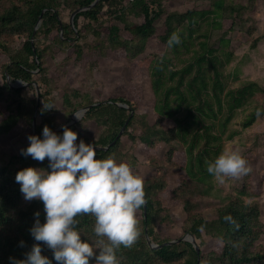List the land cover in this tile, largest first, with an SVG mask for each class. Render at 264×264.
<instances>
[{
    "label": "trees",
    "instance_id": "1",
    "mask_svg": "<svg viewBox=\"0 0 264 264\" xmlns=\"http://www.w3.org/2000/svg\"><path fill=\"white\" fill-rule=\"evenodd\" d=\"M2 1L0 57L9 56V63L2 69L4 81L0 93L14 95V99L5 106L0 104V137L16 133L15 128L20 118L32 124L36 102L24 97L23 93L26 88H35V85L41 89L42 83L34 79L33 74L44 71L40 67L47 49L44 45L37 46V35L48 37L55 30L57 35L52 41L64 44L68 35H75L74 29L78 32L76 28L80 18L98 23L99 16L106 7L105 11L114 14L130 35V39H121L118 35L119 27L110 24L106 29L108 48L121 49L129 58L134 59L144 52L147 40L154 35V22L165 13L161 0H133L128 5L123 4L126 0H99L90 9L74 16L73 29L70 22H61L60 6L68 9L71 14L78 8H87L94 0ZM210 3V7L205 10L166 13L164 32L159 37L165 50L162 54H148L144 58L154 97L151 107L154 123L147 125L140 136L127 132L136 116L133 114L134 103L125 98L100 102L88 109L81 119L104 126L105 131L100 138L83 137L86 143L93 142L96 148H100L96 149L97 157L103 158L115 153L116 159L121 161V141L120 136H117L124 126L130 139L138 138L148 152L160 143L168 146L165 162L170 166H178L183 172L181 180L172 186L160 174L157 164L148 160L157 174L144 177L146 219L141 205L137 211L140 236L131 247L121 245L117 252L120 264H264V247L255 246L263 233L260 207L246 185L243 184L234 195L225 196L226 203L215 210L216 217L213 220L193 213L192 208L198 204L188 199V193L196 188L203 195L209 194L215 177L208 172L207 163L222 152L225 140L233 139L252 126L259 116L264 115V106L256 104L249 107L257 94L264 95V88L255 81L240 80L237 65L227 70L233 60V51L229 48L231 39L226 36L227 32L220 34L215 45L210 42L212 31L222 27L218 20L225 9V0H211ZM240 9L243 7H239ZM125 11L141 15L143 22L130 24ZM232 11L235 12L234 17L240 16L241 11ZM39 18L40 25L32 38ZM234 24L232 21L229 29ZM102 25L98 23L99 27ZM60 26L65 39L58 34ZM91 31L95 37H99V29L91 28ZM173 31L179 33L181 40L169 47L167 41ZM17 40L22 42L15 49L12 45ZM258 40L255 39L252 46ZM75 47L80 56L81 47ZM7 77L12 83L21 81L25 86L12 88L8 85ZM46 92L48 91L40 92L41 99L44 98L46 103L45 107L52 104L44 97ZM73 94V97L65 95L62 101L69 115L91 104L87 95L83 98L78 91ZM247 109L248 112L240 121L241 129H231L229 126L238 111ZM72 116L66 124L71 122ZM164 121H171V127L163 128L161 124ZM44 125L52 130L56 128L52 117L45 110H40L36 113V134L41 137ZM76 126L72 124L68 127L75 130ZM56 132L62 133L63 129ZM178 156L183 160L182 165L175 162ZM27 166L47 167L48 159L46 157L40 161L19 152L11 156L6 164L0 165V264H12L9 257L24 258V254L38 242L29 231L35 220L34 213L39 210L41 222L45 219L43 201L36 198L26 200L19 182L15 180L17 171ZM162 195L181 201V209L187 215L185 233L199 241H202L203 235L210 236L219 241V246L207 254H202L199 250L198 255L192 244L184 240L157 249L151 248L149 242L160 245L170 241L161 238L155 229V226L167 227L171 223L170 208L161 200ZM227 214L235 218L239 227L224 219ZM78 219L76 227L81 230L82 239L94 240V216L85 213L79 215ZM21 240L25 241L23 245L20 244ZM42 254L53 259V264H59L53 257L52 249L42 247ZM91 259L94 260V257Z\"/></svg>",
    "mask_w": 264,
    "mask_h": 264
},
{
    "label": "rangeland",
    "instance_id": "2",
    "mask_svg": "<svg viewBox=\"0 0 264 264\" xmlns=\"http://www.w3.org/2000/svg\"><path fill=\"white\" fill-rule=\"evenodd\" d=\"M130 2L132 1L126 0L123 4L128 5ZM210 2L211 0H161V6L165 13L154 22V35L147 40L144 52L134 59L129 58L121 49L108 48L106 29L110 24L119 27L118 35L121 39H130V35L114 14L105 11L106 7L99 16L98 23L103 24L101 27L98 26V23L80 18L76 33L73 23H70L75 35H68V40L64 44L52 41L57 35L55 30L48 37L43 34L37 35L35 39L37 46L44 45L47 49L40 67L44 71L40 74H33V78L42 83L41 89L36 85L37 90H35L36 87L26 88L23 93L24 97L34 99L36 102L38 92V108L36 112L34 108L32 116L35 113L36 119V113L45 110L52 117L56 128L66 125L73 114H67V109L63 107L62 101L65 95L73 97L74 91H78L83 98L84 95H87L91 104L125 98L134 103L133 114L136 116L127 132L136 137L140 136L147 125L154 123L151 113L154 97L144 58L148 54H162L165 50V45L159 37L164 32L166 13H184L190 9L205 10L210 7ZM2 4L4 1L0 0V7ZM239 7H243V9L239 10ZM60 8L59 18L66 24L69 22V10L62 6ZM232 10L241 11L240 16L234 17L235 12ZM125 16L130 24L143 22L142 16L139 14L125 11ZM218 21L221 22L222 27L212 31L210 42L215 45L220 34L227 32L226 36L231 39L229 48L233 51V60L227 70H231L237 65L240 80L255 81L264 88V0H225V9ZM232 21L235 24L232 29H229ZM91 28L99 29V37L93 35ZM58 34L62 39H65L61 30ZM255 39L259 40L255 46H252ZM21 42V40H17L12 47L18 48ZM76 45L81 47L80 56L76 52ZM7 63H9V56L0 57V87L4 81L1 76L2 69ZM236 84L237 82L234 85ZM46 90L48 92L43 95L52 102L50 108L44 107L46 103H44V98L40 97V92ZM13 99L14 95L0 93L2 106L7 105ZM117 104L121 105L119 102ZM256 104L264 106V95L257 94L249 107L252 108ZM247 112L248 109L239 110L229 127L240 130V121ZM75 124L77 125L75 131L78 133L77 142L85 136L94 139L100 138L105 131L104 126H99L90 120H78ZM171 125V121H164L161 124L163 128H169ZM15 130L16 133L0 137V165L6 164L11 156L21 152V149L30 142L28 135L32 134L31 123L28 124L20 118ZM120 141L121 160L132 165L133 170L141 176L148 177L157 174L155 168L149 165L148 160H150L157 164L160 174H163V177L172 186L181 180L183 172L178 169V166H170L165 162V152L168 148L165 144H157L148 152L138 138L131 140L125 130L120 135ZM227 149L239 150L251 165V171L240 177H228L223 183L214 178V185L209 194L203 195L197 188L189 192L188 199L198 204L197 207L192 208V212L201 214L207 220L215 219V210L226 203L225 196L234 195L236 190L244 184L260 207L263 233L255 242V246L264 247V115L259 116L252 126L241 131L233 139L225 140L222 151ZM175 162L177 165H182L183 160L178 156ZM160 198L169 205L171 223L167 227L155 226L156 232L161 238L170 241L186 237L188 235L185 233L187 215L181 209V201L163 195ZM196 244L202 254H207L215 250L220 243L210 236L203 235L202 241L196 240Z\"/></svg>",
    "mask_w": 264,
    "mask_h": 264
},
{
    "label": "clouds",
    "instance_id": "3",
    "mask_svg": "<svg viewBox=\"0 0 264 264\" xmlns=\"http://www.w3.org/2000/svg\"><path fill=\"white\" fill-rule=\"evenodd\" d=\"M180 40L173 31L167 44L171 47ZM75 116L81 120L80 113ZM62 127L58 133L44 125L42 137L29 134L30 143L21 149L34 159H48L47 167L27 166L15 174L26 200L43 201L45 219L41 222L39 210L34 213L29 231L38 242L24 258L9 259L12 264H53V259L42 254L46 246L59 264H120L117 252L121 245L131 247L141 233L137 211L146 202L144 177L128 162L118 161L115 153L97 157L93 142H77L78 133ZM207 170L223 183L228 177L249 173L251 165L239 150L227 149L207 163ZM85 213L95 218L94 240L82 239L76 227L78 216ZM224 219L239 227L231 214Z\"/></svg>",
    "mask_w": 264,
    "mask_h": 264
},
{
    "label": "water",
    "instance_id": "4",
    "mask_svg": "<svg viewBox=\"0 0 264 264\" xmlns=\"http://www.w3.org/2000/svg\"><path fill=\"white\" fill-rule=\"evenodd\" d=\"M98 1H99V0H94V1H93V2H92L87 8H78V9L74 10V11L70 14L69 22H70V23H73V18H74V16H75L77 13H79V12H81V11H83V10H86V9H90V8L93 7ZM39 25H40V18L38 19V21H37V23H36V26H35V28H34V30H33L32 38H33L34 33L36 32V30H37V28H38ZM60 30H61V26H60ZM32 38H31V40H32ZM7 82H8V85H9L10 87H12V88H20V87L25 86V83H23V82H21V81H16V82H14V83L10 82L9 77H7ZM35 86H36V85H35ZM36 90H37V87H36ZM38 99H39V95H38V92H37V101H36V104H35V112H36V110H37V108H38ZM95 105H99V102H98V103H94V104H90V105H88V106H86V107H84V108H82V109H80V110H78V111H76V112L80 113V116L82 117V116L84 115V113H85L88 109H90L91 107H93V106H95ZM120 106H123V105H120ZM131 115H132V113H131ZM78 120H80V119H78V118L75 116V113H74L73 116H72V120H71V122L68 123V124H66V126H70V125H72V124H75ZM61 129H63L62 126L55 128L54 131L61 130ZM123 130H124V126L121 128V130H120V132L118 133V136H117V137H119V136L121 135V133H122ZM32 134H36V119H35V113H34L33 118H32ZM96 149H100V148H96ZM101 149H102V148H101ZM102 150H106V148H103ZM143 212H144V219H146V202H145V204H143ZM147 240H148V239H147ZM183 240H184V241H188V242H190V243L192 244L193 248L195 249L197 255L199 254V247H198V245L196 244V240H195L194 237H193L192 235H190V234H188V235H187L186 237H184V238H180V239H178V240L168 241V242H165V243L160 244V245H156V244L150 243L149 240H148V242H149L151 248H153V249H157V248H161V247L166 246V245H171V244H174L175 242H179V241H183Z\"/></svg>",
    "mask_w": 264,
    "mask_h": 264
},
{
    "label": "built area",
    "instance_id": "5",
    "mask_svg": "<svg viewBox=\"0 0 264 264\" xmlns=\"http://www.w3.org/2000/svg\"><path fill=\"white\" fill-rule=\"evenodd\" d=\"M129 1H133V0H129Z\"/></svg>",
    "mask_w": 264,
    "mask_h": 264
}]
</instances>
